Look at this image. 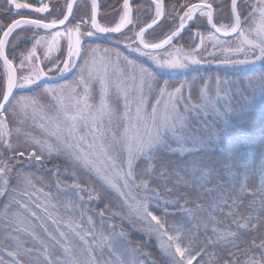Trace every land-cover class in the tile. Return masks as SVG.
Instances as JSON below:
<instances>
[{
  "label": "snow or ice",
  "instance_id": "6c2138e0",
  "mask_svg": "<svg viewBox=\"0 0 264 264\" xmlns=\"http://www.w3.org/2000/svg\"><path fill=\"white\" fill-rule=\"evenodd\" d=\"M117 3L0 0V264H264V0Z\"/></svg>",
  "mask_w": 264,
  "mask_h": 264
},
{
  "label": "trees",
  "instance_id": "16d2710c",
  "mask_svg": "<svg viewBox=\"0 0 264 264\" xmlns=\"http://www.w3.org/2000/svg\"><path fill=\"white\" fill-rule=\"evenodd\" d=\"M98 2L100 3L101 5V9H100V19L101 21L103 22L104 19H105V16H104V13L106 11L110 12L111 11V7H118V3H117V0H98ZM136 2H139V0H136ZM0 71H2V69H0ZM132 238L134 240H138L140 239V236L139 234L137 233H133L132 234ZM153 244H154V241H153ZM154 254L156 253V249L154 247H152L150 249ZM194 264H196V262L194 261Z\"/></svg>",
  "mask_w": 264,
  "mask_h": 264
},
{
  "label": "rangeland",
  "instance_id": "374dc122",
  "mask_svg": "<svg viewBox=\"0 0 264 264\" xmlns=\"http://www.w3.org/2000/svg\"><path fill=\"white\" fill-rule=\"evenodd\" d=\"M90 10V2L87 0H81L79 1V3L77 4L76 7V13L77 15H81L83 12L85 11H89ZM22 48H26V47H30V44L27 45H22ZM69 79H71V77H69ZM194 264V262H193Z\"/></svg>",
  "mask_w": 264,
  "mask_h": 264
},
{
  "label": "water",
  "instance_id": "95a60500",
  "mask_svg": "<svg viewBox=\"0 0 264 264\" xmlns=\"http://www.w3.org/2000/svg\"><path fill=\"white\" fill-rule=\"evenodd\" d=\"M80 0H77V3L79 2ZM90 2V0H88Z\"/></svg>",
  "mask_w": 264,
  "mask_h": 264
},
{
  "label": "flooded vegetation",
  "instance_id": "af4514ba",
  "mask_svg": "<svg viewBox=\"0 0 264 264\" xmlns=\"http://www.w3.org/2000/svg\"><path fill=\"white\" fill-rule=\"evenodd\" d=\"M80 1H81V0H80ZM87 1H88V0H87ZM78 3H79V2H78ZM78 3H77V4H78ZM77 4H76V7H77Z\"/></svg>",
  "mask_w": 264,
  "mask_h": 264
}]
</instances>
